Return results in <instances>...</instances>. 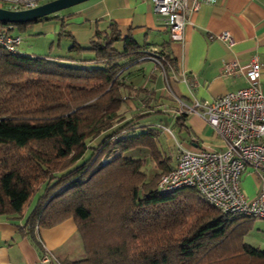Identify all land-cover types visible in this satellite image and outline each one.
I'll return each instance as SVG.
<instances>
[{"label": "trees", "instance_id": "trees-1", "mask_svg": "<svg viewBox=\"0 0 264 264\" xmlns=\"http://www.w3.org/2000/svg\"><path fill=\"white\" fill-rule=\"evenodd\" d=\"M59 20L68 55L0 46V219L21 218L36 197L24 226L33 239L37 227L73 218L85 254L64 264H264V248L244 240L252 217L223 213L194 188L160 190L179 153L142 122L151 113L128 117L125 103L138 95L121 78L148 49L115 24L82 47ZM36 21L0 29L19 33ZM135 148L155 161L151 178L146 157L125 155Z\"/></svg>", "mask_w": 264, "mask_h": 264}, {"label": "crops", "instance_id": "crops-1", "mask_svg": "<svg viewBox=\"0 0 264 264\" xmlns=\"http://www.w3.org/2000/svg\"><path fill=\"white\" fill-rule=\"evenodd\" d=\"M194 1L188 0L189 6ZM198 1L199 9L190 10L187 15L183 41L171 39L151 0H87L66 12L61 10L44 18L47 22L42 19L32 23V28L45 31L46 38L53 39V47L58 38L59 18H63L76 42L88 47L98 29L115 24L122 37L132 35L148 52L151 49L164 51L172 61L169 69L164 71L146 55L121 73L125 91L138 95H132L125 103L128 117L140 111L151 113L142 122L161 128L167 144L177 153L180 148L220 149L221 138L200 114L188 111V107L195 101H210L248 86L245 71L255 57L262 65L260 84L264 88V0ZM224 31L235 39L231 47L218 37ZM121 44L119 42V48ZM71 45L70 40L63 39L52 49L54 54L51 55H68ZM85 54L80 53V56ZM234 59L240 61L241 71L223 73V64ZM182 71H186L187 80ZM156 114L161 115L158 122ZM252 177L246 173L242 179L248 196H254L258 189V182ZM36 201L37 197L21 218L0 219V264H44L36 239L46 243L63 261L82 258L84 243L73 218L52 228H41L34 234L35 240L27 233L24 226Z\"/></svg>", "mask_w": 264, "mask_h": 264}, {"label": "built area", "instance_id": "built-area-1", "mask_svg": "<svg viewBox=\"0 0 264 264\" xmlns=\"http://www.w3.org/2000/svg\"><path fill=\"white\" fill-rule=\"evenodd\" d=\"M45 0H0V7L9 10H27L40 6ZM155 12L164 20L173 41H183L187 15L197 10L200 1L189 6L188 0H151ZM214 2L215 0H206ZM228 46L235 39L228 32L218 34ZM22 35L0 29V46L17 52ZM146 57L154 59L164 69L165 55L151 49ZM261 63L251 59L245 71L249 85L220 95L213 100L195 103L188 111L200 114L222 140L220 149L180 148L174 169L161 175L158 186L164 193L181 188H194L204 200L230 215L264 218V88L261 87ZM223 73L240 72L238 60L223 64ZM165 71V69H164ZM182 76L187 80L186 71ZM248 173L258 177L254 196L243 190L242 179ZM41 261L54 264L45 245Z\"/></svg>", "mask_w": 264, "mask_h": 264}, {"label": "rangeland", "instance_id": "rangeland-1", "mask_svg": "<svg viewBox=\"0 0 264 264\" xmlns=\"http://www.w3.org/2000/svg\"><path fill=\"white\" fill-rule=\"evenodd\" d=\"M49 1V0H45L44 2ZM43 2V3H44ZM69 8L64 9L62 11L66 12L68 11ZM54 15V14H52ZM57 15V14H56ZM51 16V15H50ZM49 16V17H50ZM44 22L45 19L43 20ZM32 24L30 26H28L26 29H22L21 30V34H22V43L19 45V51L21 53H34V54H40V55H50L54 54V50H52L53 48L55 49L56 45H57V39H55V43L53 45V39H47L46 38V34L45 31H39V30H32ZM168 113V112H167ZM173 115V112L168 113L167 115ZM167 115H164L163 118L167 119ZM156 120L157 122L159 120H161V115L160 114H156ZM167 122H165L164 124H166ZM100 139H95L93 142V144H97L98 141ZM149 152H146V150H143L142 148H135V149H131L125 152L126 156H134V157H146L147 159V164L145 166V170L148 174V177H152L157 171L158 169L155 167V161L151 159V157L148 155ZM171 155H173L175 157L176 155V150L173 148L170 150ZM124 155V156H125ZM255 178L253 179L254 181L256 180L257 182H259V179L257 176H255L253 174ZM247 228L246 229V234L244 237V240L252 245L258 246L260 248H264V219L262 218H253L250 219L247 223ZM41 228L37 227L36 228V232L35 233H39V230ZM79 231V230H78ZM80 233V232H79ZM81 235V234H80ZM39 236V235H38ZM41 245L39 246L41 249V252L43 255V248L45 245V249L46 247L48 248V251L50 250L49 253V257L52 258L54 260V264H64L63 260H61L60 258H58L56 256V254L46 245V243L44 242H40ZM85 251V250H84ZM85 254V252H84Z\"/></svg>", "mask_w": 264, "mask_h": 264}, {"label": "water", "instance_id": "water-1", "mask_svg": "<svg viewBox=\"0 0 264 264\" xmlns=\"http://www.w3.org/2000/svg\"><path fill=\"white\" fill-rule=\"evenodd\" d=\"M84 1L87 0H49L38 7L17 11L0 7V22L18 24L36 21Z\"/></svg>", "mask_w": 264, "mask_h": 264}]
</instances>
